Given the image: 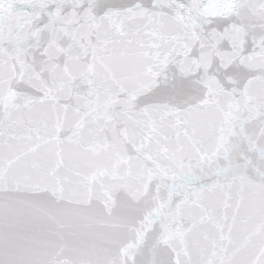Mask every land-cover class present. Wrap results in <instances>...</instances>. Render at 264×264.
Returning <instances> with one entry per match:
<instances>
[{
	"label": "water",
	"instance_id": "obj_1",
	"mask_svg": "<svg viewBox=\"0 0 264 264\" xmlns=\"http://www.w3.org/2000/svg\"><path fill=\"white\" fill-rule=\"evenodd\" d=\"M0 264H264V0H0Z\"/></svg>",
	"mask_w": 264,
	"mask_h": 264
},
{
	"label": "snow or ice",
	"instance_id": "obj_2",
	"mask_svg": "<svg viewBox=\"0 0 264 264\" xmlns=\"http://www.w3.org/2000/svg\"><path fill=\"white\" fill-rule=\"evenodd\" d=\"M200 7H201L200 5L193 3V4L185 5L184 9L187 12L188 16L191 18L193 12L198 11ZM197 22L199 23V19H197Z\"/></svg>",
	"mask_w": 264,
	"mask_h": 264
}]
</instances>
